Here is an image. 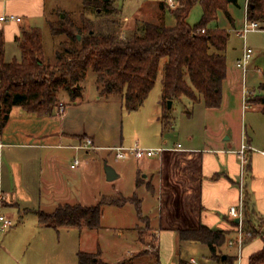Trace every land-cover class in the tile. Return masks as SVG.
I'll return each instance as SVG.
<instances>
[{
  "label": "crops",
  "instance_id": "obj_1",
  "mask_svg": "<svg viewBox=\"0 0 264 264\" xmlns=\"http://www.w3.org/2000/svg\"><path fill=\"white\" fill-rule=\"evenodd\" d=\"M157 3L152 6V11L155 10ZM230 5H239L238 0L236 3L232 0L229 7ZM4 15L19 16L22 21L2 20L1 17ZM46 15V0H0V32L5 40V56L8 46L18 44L15 38L21 34L23 28L36 26L33 21ZM229 21L234 23L233 16ZM262 26L261 29H264V24ZM248 97L249 95L244 94L246 103H249ZM161 99L162 92L158 104L160 108L157 114L158 122H162ZM201 103L203 102L197 104ZM258 106L263 108L260 103ZM58 108L53 115H38L26 111L21 106H14L8 122L4 127L0 126L2 143L0 145V213L14 221L12 226L3 231L4 233H0V264H57V232L75 227L57 229L44 225L40 221L39 213H51L58 205L64 203L82 204L63 198L57 199V149L70 148L78 152L85 149L78 146L87 139L93 140V150H111L115 147L114 144L109 143V137L103 141L93 129L90 130L91 125H87L81 119L82 111L78 107L69 109L66 104L62 112L58 111ZM57 120H60L59 123ZM254 142L253 138L247 139L242 136L237 148L208 146L204 149L184 147L179 142L182 150H166L153 157L141 159L126 158L134 159L135 165L132 168L131 165L123 163L116 167L120 175L117 179L125 175L126 171L133 172L136 179L134 195L141 200V207L143 199L147 197L156 201L157 210L148 215L142 212V216L138 213V220L134 226L138 230V246L135 250L126 253L118 262L140 252L144 240L139 227L146 222L145 226L155 238L154 245L158 248L160 264H181L182 261L185 264H226L225 260L228 256L236 257L234 264H249L250 256L264 247V233L252 239L245 238L243 250L239 254L236 246L228 244L229 239L235 236L239 225L236 222L237 218L229 214V208L244 199V228H246L247 211L252 221L264 219V143L258 145ZM179 143L167 148H174ZM243 143L250 146L247 150L248 162L244 173L238 153ZM91 150V148L86 149V152L90 153ZM75 159H79L77 155L74 156L70 166ZM82 163L80 160L77 167ZM217 174L218 177H215ZM138 179L140 184H137ZM141 188L146 193L145 198L139 196L138 190ZM116 192L127 198L134 196L126 195L120 189ZM245 193L248 196L247 206ZM44 199L47 202H44ZM129 203L132 202L113 206L123 210ZM202 224L229 233V239L224 244L225 248H222V259L214 258L207 244L180 239L179 229L195 228ZM103 228L102 225L100 229ZM119 232H124L120 226ZM99 247L90 251H98ZM191 249H198L202 253L201 256L189 257ZM79 251L76 252V257ZM101 257L105 260L102 251ZM146 257V255L137 257L135 262L137 264L150 262L151 260L144 261ZM170 257L174 258L173 262L168 260Z\"/></svg>",
  "mask_w": 264,
  "mask_h": 264
},
{
  "label": "trees",
  "instance_id": "obj_2",
  "mask_svg": "<svg viewBox=\"0 0 264 264\" xmlns=\"http://www.w3.org/2000/svg\"><path fill=\"white\" fill-rule=\"evenodd\" d=\"M230 2L178 0V6L171 8L163 0L152 11L156 20L136 17L134 29L124 36L120 31V21L111 17L117 11L113 0H84L80 21L67 13L56 21H49L52 33L64 37L56 51L55 63L47 62L44 57L40 27L22 29L15 38L21 58L10 62L5 60V40L0 32V126L4 127L8 122L14 106H21L38 115H53L59 107L62 91L68 92L72 100L78 99L83 95L82 82L89 69L96 72L101 96H120L127 110H137L154 88L163 60L160 118L165 126L170 122L169 100L188 98L194 104L203 102L208 108L221 107L223 83L228 71L230 32L221 27L209 28V24L218 20L220 11L232 20L228 10ZM197 4L202 6V18L191 25L188 17ZM89 10H94L99 18L93 19L88 14ZM167 10L175 16L173 26L165 23ZM246 11L249 20H256L261 26L264 24V0H248ZM260 89L264 91V82ZM247 101L262 104L264 111V94L258 95L257 99L248 97ZM137 184H140V179ZM128 201L135 204L142 216L141 200L136 195L127 198L118 194L103 196L95 205L60 204L51 213L40 212L39 218L42 224L57 229H100L105 206H122ZM245 229L247 232L252 229L253 232V236H247L246 240L261 235L256 231L248 211ZM178 232L181 240L207 244L212 256L222 259V248L229 239L227 231L202 224L179 229ZM152 247V250L140 251L117 264H137L135 259L143 255L151 261L155 258V263L160 264L158 248L156 245ZM77 257L78 264H111L102 259L100 250H80ZM235 259L228 256L225 263L234 264ZM181 264L185 263L182 261ZM249 264H264V247L250 256Z\"/></svg>",
  "mask_w": 264,
  "mask_h": 264
},
{
  "label": "rangeland",
  "instance_id": "obj_3",
  "mask_svg": "<svg viewBox=\"0 0 264 264\" xmlns=\"http://www.w3.org/2000/svg\"><path fill=\"white\" fill-rule=\"evenodd\" d=\"M160 0H113L117 11L111 15L120 21L122 35H127L135 27L136 17L156 20L152 16L153 5ZM47 15L33 22L42 30L44 57L47 62L57 61L56 51L60 47L63 36L54 35L49 21H56L64 13H67L77 22L84 9V0H46ZM239 5H230L229 11L234 18L230 23L223 11L219 12L218 20L209 24V28H226L230 32L227 47V76L223 83V101L219 109H209L204 103H193L188 98L175 101L170 107L169 120L165 126L158 122L157 114L159 100L162 92V64L154 88L151 90L145 103L137 110L129 111L125 108L122 98L117 95L109 97L101 96L98 91L96 72L89 69L86 78L82 82L83 95L72 100L69 93H60V104L69 109L78 107L82 111V120L91 125L90 130L103 141L110 138L109 143L123 146H134L136 143L142 147L165 148L181 143L184 147L210 148H237L244 136L253 138L254 144L264 143V112L258 103H246L244 89L247 95L257 99L264 94L260 85L264 82V29L250 32L245 39L237 34L242 30L246 21L247 0H238ZM140 12H142L140 14ZM88 14L95 20L99 18L94 10ZM202 18V6L195 5L188 21L191 25L200 22ZM165 23L173 26L176 23L175 16L167 10ZM252 48L253 54L249 61L246 77L237 66L238 58L243 56L245 47ZM15 56L20 59L18 44L8 46L5 60L10 62ZM59 104L58 111L62 112ZM162 111V110H161ZM60 120H57L59 123ZM90 153L86 149L76 152L74 149H57V199L63 198L70 202H81L85 205H95L106 195L118 194L117 189L126 195H134L136 190L135 174L126 171L120 179L107 180L106 164L114 168L120 164L135 165L134 159H120L116 157L115 150L97 149ZM82 160L77 168H71L70 164L74 156ZM139 196H146L143 188L138 190ZM45 198V197H44ZM142 212L151 214L157 210V203L147 197L143 199ZM47 202V200H43ZM58 203V201H57ZM138 220V210L133 203H129L123 210L116 206H105L102 215L103 229H61L57 232V264H77L76 252L78 250L90 251L97 249L102 251V256L111 264H117L129 251L137 248L138 230L134 227ZM256 231L264 233V219H254ZM142 223L139 229L143 240L140 251L152 250L155 238L152 232ZM119 226L124 232H119ZM131 227V228H129ZM249 238L253 236L252 229ZM4 233V232H3ZM2 233V235H3ZM225 248V246L223 247ZM192 252V253H191ZM198 249H191L189 257L201 256ZM62 255V257H61ZM62 258V260L60 259ZM188 258V257H187ZM149 257L144 258L146 264H155ZM170 262L174 258L170 257Z\"/></svg>",
  "mask_w": 264,
  "mask_h": 264
},
{
  "label": "built area",
  "instance_id": "obj_4",
  "mask_svg": "<svg viewBox=\"0 0 264 264\" xmlns=\"http://www.w3.org/2000/svg\"><path fill=\"white\" fill-rule=\"evenodd\" d=\"M165 1L171 8H176L178 6V0H165ZM247 4H248V0H247ZM1 19L5 21L7 20H12V21L16 20L19 22L22 21L21 17L15 16V15H4L1 17ZM260 29H261V25L258 21L249 20L248 18H246L243 29L239 30L237 33L246 39L247 35L250 32L257 31ZM202 31H205V29H202ZM252 54H253L252 48L246 46L243 56L237 61V66L242 70L244 77H246L249 61L252 57ZM244 94H247V91L245 89H244ZM60 105H61V108L64 109L63 104H60ZM0 145H2L1 142H0ZM78 147L85 148V149L92 148L93 140L87 139L83 144L79 145ZM249 148H250L249 145L243 143L241 145V148L238 150L239 157L241 159L242 173H244L245 165L248 162L247 150ZM111 149L115 150L117 158L126 159L129 157H135L136 159H141L145 157H153L166 150H178V149L182 150L183 148L180 143L174 148H165V147L147 148V147H142L140 144L136 143L134 146L118 145V146L112 147ZM79 164H80V160L75 159L71 166L75 168ZM229 214L234 218L240 219L239 225L237 226V231H236L235 236L230 238L228 241V244L230 246L237 247L239 254H240L245 244V238L250 235V233L247 232L246 229L244 228V224H243L244 216H245L244 199H241V202L239 204L232 205L229 208ZM13 224H14V221L11 218L0 213V233L5 231L7 228L12 226Z\"/></svg>",
  "mask_w": 264,
  "mask_h": 264
},
{
  "label": "water",
  "instance_id": "obj_5",
  "mask_svg": "<svg viewBox=\"0 0 264 264\" xmlns=\"http://www.w3.org/2000/svg\"><path fill=\"white\" fill-rule=\"evenodd\" d=\"M230 1H232V0H230ZM78 38H81V36L78 35ZM172 105H173V100H169L168 101V107L170 108ZM105 171H106V175H107V180H109V181H114L117 178H119V176H120L119 173L116 171V169L112 165L106 164ZM236 222L239 223L240 219L237 218Z\"/></svg>",
  "mask_w": 264,
  "mask_h": 264
}]
</instances>
